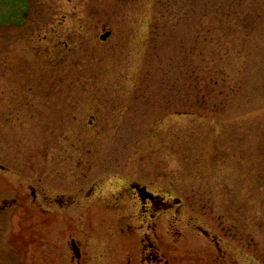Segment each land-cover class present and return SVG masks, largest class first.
Masks as SVG:
<instances>
[{
  "label": "rangeland",
  "instance_id": "obj_1",
  "mask_svg": "<svg viewBox=\"0 0 264 264\" xmlns=\"http://www.w3.org/2000/svg\"><path fill=\"white\" fill-rule=\"evenodd\" d=\"M32 2L0 0V264H73L69 249L58 260L31 247L47 236H101L114 259L146 234L163 251H214L190 214L228 252L246 221L261 243L264 0ZM128 182L175 205L178 223L163 211L155 232L131 203L124 233L122 212L101 203ZM91 186L92 206L62 214L31 196Z\"/></svg>",
  "mask_w": 264,
  "mask_h": 264
},
{
  "label": "flooded vegetation",
  "instance_id": "obj_2",
  "mask_svg": "<svg viewBox=\"0 0 264 264\" xmlns=\"http://www.w3.org/2000/svg\"><path fill=\"white\" fill-rule=\"evenodd\" d=\"M29 1L33 4L32 0ZM32 15L33 12L30 10L26 21H29ZM106 34H109V36L102 39ZM111 35L112 32L107 31L101 35V40L107 41ZM95 195H97L95 186L70 194H57L54 196L50 194H38L36 189H33L31 194L32 200L34 202L38 201L39 207L46 215H50L53 212L55 214H62V212H66L67 209L73 206L77 211L79 207H83L84 205L90 207L92 206L90 203L93 201ZM107 200L110 203H107ZM107 200L101 204H110V206L116 209L115 211L122 212L118 216L122 218L124 223V233H127L128 230L126 231V229L131 226L130 221L132 217L129 214L131 203L133 206H137L141 213L137 216V219H141L149 228L154 227L155 232L157 231V220L161 217L163 211L173 212L176 223H178L180 211L176 209V206L163 201L158 193L151 191L144 184L128 182L126 186L111 194ZM99 205L97 204L96 207ZM3 206L4 208H1L0 211L6 209V203ZM56 216L53 217L57 219ZM44 222L47 226L52 224L50 219ZM246 222L244 224L241 223L235 232L234 238L237 245L235 244L236 248L234 252H228L221 236L213 232L202 222H199V220H196L193 214L189 215L186 223L189 232H196L197 235L208 243V246H213L214 251H201L204 243L200 244L196 251L192 250L186 253L163 251L162 241L158 234L155 237L146 234L141 239L134 240V244L138 246V250L134 253H122L115 259L111 258L113 256L107 248H103L102 250L100 247L108 244V242L102 240L101 236L70 237L69 239H65V237L61 238L60 236L55 238L54 236H47L41 238V240H37L38 238L34 237L33 241H31L32 243H30L31 247L41 246L40 250H45L48 257L54 256L58 260L67 257L66 252L69 249V258L73 264H262L259 257L261 254L264 255V240L260 243L257 238L259 234L255 230L257 221ZM261 228L264 230L262 223ZM173 233L172 239L176 242L179 241L182 235L178 228H175V232L173 231ZM262 234L264 238V231ZM7 242L4 244H7ZM28 242H25V244H30ZM20 244L19 240L11 242L7 253H16Z\"/></svg>",
  "mask_w": 264,
  "mask_h": 264
},
{
  "label": "water",
  "instance_id": "obj_3",
  "mask_svg": "<svg viewBox=\"0 0 264 264\" xmlns=\"http://www.w3.org/2000/svg\"><path fill=\"white\" fill-rule=\"evenodd\" d=\"M107 36H109V34H106L102 37V39H105Z\"/></svg>",
  "mask_w": 264,
  "mask_h": 264
}]
</instances>
